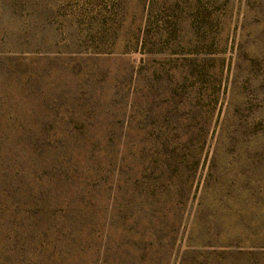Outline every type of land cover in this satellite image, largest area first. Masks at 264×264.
<instances>
[{"label":"rangeland","instance_id":"1","mask_svg":"<svg viewBox=\"0 0 264 264\" xmlns=\"http://www.w3.org/2000/svg\"><path fill=\"white\" fill-rule=\"evenodd\" d=\"M0 264H264V0H0Z\"/></svg>","mask_w":264,"mask_h":264}]
</instances>
